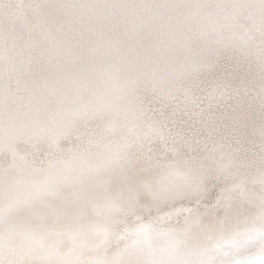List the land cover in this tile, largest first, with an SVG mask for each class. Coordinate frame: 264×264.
I'll return each instance as SVG.
<instances>
[{
  "label": "snow or ice",
  "instance_id": "1",
  "mask_svg": "<svg viewBox=\"0 0 264 264\" xmlns=\"http://www.w3.org/2000/svg\"><path fill=\"white\" fill-rule=\"evenodd\" d=\"M0 264H264V0H0Z\"/></svg>",
  "mask_w": 264,
  "mask_h": 264
}]
</instances>
